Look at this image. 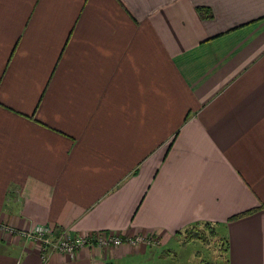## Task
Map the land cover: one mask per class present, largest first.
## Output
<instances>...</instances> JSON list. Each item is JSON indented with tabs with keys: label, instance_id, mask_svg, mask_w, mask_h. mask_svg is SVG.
Here are the masks:
<instances>
[{
	"label": "crops",
	"instance_id": "1",
	"mask_svg": "<svg viewBox=\"0 0 264 264\" xmlns=\"http://www.w3.org/2000/svg\"><path fill=\"white\" fill-rule=\"evenodd\" d=\"M0 222L145 239L0 264H169L194 226L264 264V0H0Z\"/></svg>",
	"mask_w": 264,
	"mask_h": 264
},
{
	"label": "built area",
	"instance_id": "2",
	"mask_svg": "<svg viewBox=\"0 0 264 264\" xmlns=\"http://www.w3.org/2000/svg\"><path fill=\"white\" fill-rule=\"evenodd\" d=\"M0 233L4 235H17L35 243L42 251L41 259L44 262L47 260L48 253L51 252H60L73 259L78 251L88 246L110 248L122 244L137 245L145 242V239L141 236L122 238L109 233L73 235L65 231L61 232L57 237L52 238L49 236L47 228L42 225H36L27 231L20 232L2 222H0Z\"/></svg>",
	"mask_w": 264,
	"mask_h": 264
},
{
	"label": "rangeland",
	"instance_id": "3",
	"mask_svg": "<svg viewBox=\"0 0 264 264\" xmlns=\"http://www.w3.org/2000/svg\"><path fill=\"white\" fill-rule=\"evenodd\" d=\"M213 231L209 227L194 226L181 232L169 264H213V259L222 251L219 235Z\"/></svg>",
	"mask_w": 264,
	"mask_h": 264
},
{
	"label": "trees",
	"instance_id": "4",
	"mask_svg": "<svg viewBox=\"0 0 264 264\" xmlns=\"http://www.w3.org/2000/svg\"><path fill=\"white\" fill-rule=\"evenodd\" d=\"M199 11V13L201 14V10H198ZM204 11V10H203ZM202 11V12H203ZM207 11V13L209 12L208 10H206ZM206 15V14H205ZM209 16V15H208ZM248 213H250V212H245V213H242V214H239V215H236V216H233L231 219H238V218H240V217H242V216H245V215H247ZM211 229V232L213 233L214 231V229H212V228H210Z\"/></svg>",
	"mask_w": 264,
	"mask_h": 264
}]
</instances>
